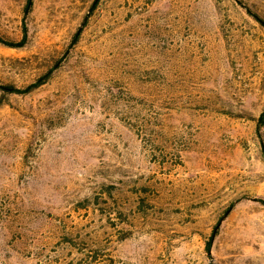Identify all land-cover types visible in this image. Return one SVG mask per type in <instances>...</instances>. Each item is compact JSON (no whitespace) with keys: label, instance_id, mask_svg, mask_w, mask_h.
<instances>
[{"label":"rangeland","instance_id":"1","mask_svg":"<svg viewBox=\"0 0 264 264\" xmlns=\"http://www.w3.org/2000/svg\"><path fill=\"white\" fill-rule=\"evenodd\" d=\"M26 4L0 0V86L53 72L0 89V264H264V27L234 0Z\"/></svg>","mask_w":264,"mask_h":264},{"label":"trees","instance_id":"2","mask_svg":"<svg viewBox=\"0 0 264 264\" xmlns=\"http://www.w3.org/2000/svg\"><path fill=\"white\" fill-rule=\"evenodd\" d=\"M33 1H34V0H27V4H26V6H25V15H28V14L30 13V11H31V9H32ZM234 1H236V2H237L239 5H241L242 7H244V8L247 10L248 14L251 15V16H252L257 22H259V23L264 27V22H263L262 20H260V19L258 18V16H256L255 14H253V13L248 9V7L244 6L240 0H234ZM23 33H24L23 40L21 41L20 44H17V47H20V46L24 45V44L26 43V41H27V28H26L25 24H24V27H23ZM80 34H81L80 31H78V32L76 33L75 41L78 40ZM0 42H2V41L0 40ZM52 72H53V70H52L48 75H46V76L43 77V78H40L39 80H37L36 83L30 85L29 87L25 88L24 90H18V89L13 88V87L5 88V87H2V86H0V89H1V90H5V91H10V92H12V93H16V94L29 93V92H31L33 89H36V88H38V87L44 85V84L48 81V79L50 78ZM263 126H264V112L261 113V115L259 116V119H258V125H257L258 132H259L260 128L263 127ZM233 207H234V205L232 204V206H230V208H229V209H230L229 211H231V209H232ZM227 212H228V210L226 211V213H227ZM210 249H211V239H210V241L207 243V246H206V251H207V253H210Z\"/></svg>","mask_w":264,"mask_h":264}]
</instances>
